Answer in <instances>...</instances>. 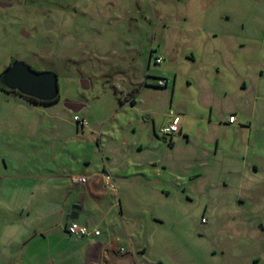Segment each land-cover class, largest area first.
Returning <instances> with one entry per match:
<instances>
[{
	"label": "rangeland",
	"instance_id": "rangeland-1",
	"mask_svg": "<svg viewBox=\"0 0 264 264\" xmlns=\"http://www.w3.org/2000/svg\"><path fill=\"white\" fill-rule=\"evenodd\" d=\"M112 40L119 59L100 68L101 54L110 52ZM151 49L156 50L153 58L160 54L164 61L155 64L152 58L149 70ZM70 57L78 67L68 62ZM132 57L131 84L120 71ZM13 60L58 73L61 102L46 108L65 118L57 130L76 131L74 111H64L72 96L95 112L94 127L102 140L119 119L120 129L135 123L137 141L145 143L141 158L153 159L156 147L164 152L166 169L157 174L148 167L149 180L134 186L142 190L151 213L162 217L163 247L155 250L161 259L168 264H264V122L256 119L251 136L248 131L243 137L230 135L225 157L206 156L200 142L175 149L168 142L158 146L152 132L154 121L159 130L173 111L189 104L191 94L192 107L208 115L197 99L207 82L229 88L233 101L240 78L249 88H260L252 95L259 98L257 116L264 113V0H0V75ZM148 73H166L175 86H145ZM90 85L94 88L88 90ZM132 86L138 91L136 106L127 102ZM249 95L246 104L240 100L247 115L255 104ZM14 114L12 122L15 117L35 122L40 116L15 109V99L0 89V118ZM243 157L257 163L259 171L238 169L233 159Z\"/></svg>",
	"mask_w": 264,
	"mask_h": 264
},
{
	"label": "crops",
	"instance_id": "crops-1",
	"mask_svg": "<svg viewBox=\"0 0 264 264\" xmlns=\"http://www.w3.org/2000/svg\"><path fill=\"white\" fill-rule=\"evenodd\" d=\"M109 46L110 52L101 54L100 68H103L102 65L104 68L112 67L116 62L113 60L119 57L116 42L110 41ZM127 48L132 50L129 46ZM154 51L151 49L149 52V70ZM71 59L68 62L78 67ZM133 59L124 61L123 68L126 69L120 71L131 84L133 78L128 76V71ZM162 75L151 76L148 73L144 85L160 88L156 86V80ZM166 76L169 83L164 88L171 84L175 86V80L172 82ZM222 86L207 82L198 92L199 104L208 111V115H201L192 107L194 94L189 96V104L183 103V109L173 111L182 114L183 118L180 132L169 140L159 134L163 126L158 130L154 121L152 132L158 146L168 142L175 149L180 145L191 147L200 142L202 153L206 156L225 157L230 135L243 137L248 131L251 136L256 119L264 122L262 110L257 116L259 98L252 95L260 88L254 85L249 88L240 78L235 86L237 99L233 101L230 89ZM92 88L94 85H90L88 90ZM101 90L105 89H98V92ZM1 91L15 99V109L23 108L40 116L35 122H24L21 117H15L12 122L15 114L0 118V264H168L155 252L163 247L159 236L162 217L151 213L149 206L145 205L148 201L143 197L142 190L139 193L134 189V186L140 188V183L144 185L149 180L146 178L148 167L153 166L157 174L161 169H166L164 152L161 155L156 147L153 159L141 158L138 153L144 151L145 143L137 141L135 123H130L126 130L120 129L121 122L115 117L114 132L108 139L102 140L95 131L94 125L98 124L94 120L95 112L93 116L89 105L80 103L75 97L67 98L64 111L73 110L74 116L86 118L89 125L80 128L73 116L76 131L69 133L57 130L65 121L63 115L46 110L61 102L60 94L58 101L43 104L10 91ZM137 92L132 86L129 93L131 98L127 101L132 106L137 105ZM248 93L250 99L253 96L255 101L249 115L243 102L240 104V100L246 104ZM99 97L97 94L96 98ZM120 103L121 106L123 103ZM230 106L234 110H227ZM231 116H235L234 122H230ZM168 121L165 120L163 124ZM245 140L243 138L239 144ZM237 145L234 143L233 146ZM233 162L244 172L260 169L257 163H251L246 157L241 162L236 159ZM106 171L111 176L109 180L104 175ZM76 175L85 176L86 183L72 184L71 178ZM72 222L97 228L101 234L92 237L70 236L67 226ZM202 223L207 224L208 221ZM218 264L238 263L224 260ZM255 264H259V261L256 260Z\"/></svg>",
	"mask_w": 264,
	"mask_h": 264
},
{
	"label": "water",
	"instance_id": "water-1",
	"mask_svg": "<svg viewBox=\"0 0 264 264\" xmlns=\"http://www.w3.org/2000/svg\"><path fill=\"white\" fill-rule=\"evenodd\" d=\"M1 80L8 89L44 102L53 101L60 94L58 74L36 71L25 61L14 60Z\"/></svg>",
	"mask_w": 264,
	"mask_h": 264
},
{
	"label": "built area",
	"instance_id": "built-area-1",
	"mask_svg": "<svg viewBox=\"0 0 264 264\" xmlns=\"http://www.w3.org/2000/svg\"><path fill=\"white\" fill-rule=\"evenodd\" d=\"M155 62L157 64H160L163 62V57L156 56ZM169 83V80L166 76V74H163L162 76L158 77L156 80V86L163 88L166 87ZM182 114L177 113H171L170 120L167 124H165L159 131V134L164 138H171L173 135H176L181 130V124H182ZM74 121L78 124L80 128H85L89 125V122L86 118L75 115ZM235 121V116L230 117V122ZM104 175L109 180L111 178L109 172H104ZM72 184H85L87 181V178L85 176H72L71 178ZM205 222V218L202 220ZM67 232L70 236L73 237H92V236H99L101 234V231L97 228L91 229L86 225L79 224L77 222H72L67 226Z\"/></svg>",
	"mask_w": 264,
	"mask_h": 264
},
{
	"label": "trees",
	"instance_id": "trees-1",
	"mask_svg": "<svg viewBox=\"0 0 264 264\" xmlns=\"http://www.w3.org/2000/svg\"><path fill=\"white\" fill-rule=\"evenodd\" d=\"M13 61H14V60H13ZM10 65H11V64H10ZM10 65H9V66H10ZM3 73H4V72H2L1 75H0V89H2V90H4V91H10V92L16 93V94L20 95L21 97H24V98H26V99H28V100H30V101L36 102V103L51 104V103H54V102H56V101L59 100V97H58L57 99H55V100H53V101L44 102V101H40V100H37V99L32 98V97H28V96L22 95V94H20L18 91L10 90V89H8V88L3 84L2 80H1V78H2V76H3ZM163 88H164V87H163Z\"/></svg>",
	"mask_w": 264,
	"mask_h": 264
},
{
	"label": "flooded vegetation",
	"instance_id": "flooded-vegetation-1",
	"mask_svg": "<svg viewBox=\"0 0 264 264\" xmlns=\"http://www.w3.org/2000/svg\"><path fill=\"white\" fill-rule=\"evenodd\" d=\"M8 67H9V66H8ZM6 69H7V68H6ZM6 69H5V70H6ZM3 84H4V83H3Z\"/></svg>",
	"mask_w": 264,
	"mask_h": 264
}]
</instances>
